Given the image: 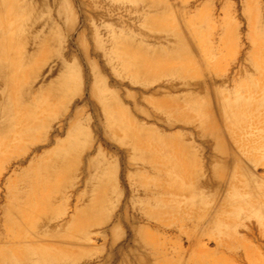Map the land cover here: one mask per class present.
I'll list each match as a JSON object with an SVG mask.
<instances>
[{
	"label": "bare ground",
	"instance_id": "bare-ground-1",
	"mask_svg": "<svg viewBox=\"0 0 264 264\" xmlns=\"http://www.w3.org/2000/svg\"><path fill=\"white\" fill-rule=\"evenodd\" d=\"M121 11L136 15L134 27ZM173 18L166 0H0V264H226L218 251L241 246L243 221L255 220L264 238V180L246 165L264 153V17L251 19L232 79L217 64L238 28L215 38L206 16L185 28ZM39 60L54 63L49 80L32 72ZM200 63L215 77L201 80ZM106 70L169 83L147 96L151 114L134 104L148 121L121 102L122 84L109 85ZM55 122L68 124L63 139L48 135ZM92 129L129 152L131 216L117 211L116 163L104 150L86 153ZM170 227L178 240L160 235Z\"/></svg>",
	"mask_w": 264,
	"mask_h": 264
},
{
	"label": "rangeland",
	"instance_id": "rangeland-1",
	"mask_svg": "<svg viewBox=\"0 0 264 264\" xmlns=\"http://www.w3.org/2000/svg\"><path fill=\"white\" fill-rule=\"evenodd\" d=\"M168 5L172 8L173 12L175 13L174 22L179 27H184L187 23V21L191 18L199 17V16H206L209 25L214 29L212 34L214 37H218V34L222 35L225 33V30L231 28V26L238 28L237 30V38L235 36L233 38L228 39L225 46L220 51L221 57L218 58V60H221L217 64V69L221 71H226V76L230 79L233 78V76L238 72L239 65H243L242 61H244L245 52L248 51L249 47L251 46L250 41L248 40V33L251 29V19L256 18L257 21H260V18L264 17V11H256L255 13L253 11H247L245 7V1L244 0H166ZM260 4L263 6L264 9V0L259 1ZM77 11L78 14L81 11L78 7ZM207 10V11H206ZM140 14V13H139ZM135 16L132 15L130 11H121V19L122 23H124L126 26L130 25L131 27H134L135 25ZM137 24V22H136ZM260 24V23H259ZM226 27V29L222 30V28ZM212 37L211 42L212 45L217 46L215 43V38ZM155 41H163L162 39H154ZM91 47V53L94 56V47L90 44ZM236 50L238 51L237 56L235 55ZM264 58V56H261ZM235 61V62H234ZM245 62V61H244ZM101 67L110 69L113 67H116V62H113L111 64H107L104 60H101L100 63ZM78 65L80 68H82L83 71H89L85 60L80 55L78 57ZM54 67V63H51L50 61H38V63L34 64L32 66V72L37 77L36 79L38 81H45L49 80V70L50 68ZM103 68V69H104ZM107 73H102V75L106 78V81L109 85H114L115 83H121V87L119 88V94L121 96V102L129 106L134 114V117H136L138 120H142L144 122L148 121L146 119L147 115L140 114L135 108L134 104L138 105L143 111H145L148 114H151L153 112V109L150 105L146 103V98L151 94V92L158 88L162 87L161 90L165 91L167 84V81L161 80L159 82H156L152 85L147 84H141V83H132V81L123 76L122 74H113L109 70ZM90 73V72H89ZM199 73H200V79L204 80L207 77H215L214 71L210 68L206 67V65L199 64ZM105 74V75H104ZM89 78V79H88ZM92 76L87 77L86 81L88 82ZM210 79V78H208ZM217 80H220L221 78H216ZM176 85L177 82H172ZM87 87L85 85V91L82 92L79 95H76L73 97L71 101V106L75 109V107L81 106L84 100L88 98L87 94ZM130 95V97H127V95ZM72 108V110H73ZM86 113H90L89 107H86ZM154 123V122H151ZM66 123H59L55 122L52 126V128L49 131V136L57 137L60 139H63L68 131V126ZM190 128V127H189ZM100 133L96 134L95 131L92 129V134L89 137V141H91V148L86 151V153L91 151H96L97 149L104 150L108 154V159L114 163H116V172L115 175L117 177V185L119 189L121 190L120 193V205L117 209V211L127 212L129 216L133 215L132 207H131V199L132 195L136 193V188L131 185V182L129 181V169L127 168V161L129 160V152L126 150V146L120 144V142L116 139L106 138L102 137L103 130H97ZM195 144L200 146L203 151L205 152V146L201 144V142H198L195 140ZM33 157V155H31ZM29 161V159H28ZM28 163L23 164L22 166H26ZM247 167L251 168L253 171V174L264 180V153L263 154H257L253 155L250 160L246 161ZM16 166L9 167L8 169V176L13 174L14 172H18V169H16ZM4 176V177H5ZM4 194V185L2 182H0V197H2ZM211 215H209L208 218H210ZM243 225L239 226L237 228V234L239 237L240 247L237 248L236 251L233 253L228 252L226 249L220 248L219 249V258H223L227 261L226 264H264V238L260 234V230L258 227V224L255 220L252 219H246L243 221ZM175 227L166 228V232H161L160 235L168 238L169 240H178V235L175 234L174 231ZM125 230V229H124ZM121 236V240L118 242L121 244L124 240H126L127 235L124 234ZM205 245L211 249H215L216 241L212 239H205L204 240ZM97 244H101L97 243ZM183 247H188V240L184 237V240L182 241ZM245 246H249L250 250H247ZM107 254V250L105 249L103 252V255Z\"/></svg>",
	"mask_w": 264,
	"mask_h": 264
}]
</instances>
